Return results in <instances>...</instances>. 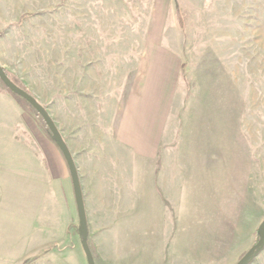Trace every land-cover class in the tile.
<instances>
[{
    "label": "rangeland",
    "instance_id": "1",
    "mask_svg": "<svg viewBox=\"0 0 264 264\" xmlns=\"http://www.w3.org/2000/svg\"><path fill=\"white\" fill-rule=\"evenodd\" d=\"M154 42L182 65L161 145L181 180L166 187L178 231L131 215L111 245L110 221L87 202L89 249L95 264H236L264 220V0H0V67L74 157L97 140L92 125L130 90ZM202 119L213 155L200 160L185 151ZM0 164V264H87L66 162L1 83ZM248 264H264V248Z\"/></svg>",
    "mask_w": 264,
    "mask_h": 264
},
{
    "label": "crops",
    "instance_id": "2",
    "mask_svg": "<svg viewBox=\"0 0 264 264\" xmlns=\"http://www.w3.org/2000/svg\"><path fill=\"white\" fill-rule=\"evenodd\" d=\"M178 57L177 53L162 49L155 42L149 43L130 90L103 114L101 123L92 125L97 140L84 139L85 146L77 152L78 157H74L70 146L65 143L77 168L88 236L91 233L87 202L91 204L92 217L97 213L99 216L96 217L110 221L108 235L111 245L118 241L114 236L122 235L121 229L129 226L127 221L131 215L141 220L167 219L172 225L168 226L170 234L178 229L175 228L176 222H172L177 221L173 203L176 190L166 191V187L171 182L172 188L176 189L181 180L179 177L172 180L169 176L171 171H167L165 153L161 148L181 74ZM206 123V119L193 122L190 142L194 145L186 149V155L200 160L208 155L212 157L213 151L210 153L203 142ZM2 167L0 164V169ZM177 194L178 203H181L182 194ZM165 245L160 251H165Z\"/></svg>",
    "mask_w": 264,
    "mask_h": 264
},
{
    "label": "water",
    "instance_id": "3",
    "mask_svg": "<svg viewBox=\"0 0 264 264\" xmlns=\"http://www.w3.org/2000/svg\"><path fill=\"white\" fill-rule=\"evenodd\" d=\"M0 80L9 91L21 97L37 112V114L42 118L43 122L45 123L50 133L52 134L53 140L58 150L61 152L70 174L71 183L74 192L77 216H78V226H79L78 228H79V233L81 235V246L86 258V262L87 264H95L87 242V236H88L87 219H86V213H85L83 196L81 192L77 168L75 166L73 157L67 145L65 144L59 130L55 126L53 120L47 113L46 109L42 107L36 101L35 98H33L25 91L17 87L14 83H12L1 67H0ZM258 234H259V239L257 243L236 264H248L254 252L256 251L257 253L264 248V220L258 228Z\"/></svg>",
    "mask_w": 264,
    "mask_h": 264
},
{
    "label": "trees",
    "instance_id": "4",
    "mask_svg": "<svg viewBox=\"0 0 264 264\" xmlns=\"http://www.w3.org/2000/svg\"><path fill=\"white\" fill-rule=\"evenodd\" d=\"M177 11H176V20H177V23H178V25H179V27H181L182 28V17L180 16V12H179V10L178 9H176ZM32 16V14H27V13H25V14H22L21 16H20V18H19V20L17 21V23L16 24H20L24 19H26V18H29V17H31ZM4 72H5V74L7 75V77L9 78V80L12 82V83H14L17 87H19L20 89H22L23 91H25L27 94H29V92L27 91V90H25V88L22 86V85H20L19 84V82L17 83L16 82V80L13 78V77H11V75L8 73V72H6L5 70H4ZM0 83L3 85V83L1 82V80H0ZM4 86V85H3ZM5 87V86H4ZM6 88V87H5ZM7 89V88H6ZM8 90V89H7ZM9 91V90H8ZM14 97H15V99L17 100V102L20 104V105H24V106H26L27 108H29L30 109V111L42 122V124H43V127H44V129H45V131H46V133L48 134V136L51 138V140L52 141H54L53 140V137H52V134L50 133V131H49V129L47 128V126L45 125V123L43 122V120H42V118L37 114V112L25 101V100H23L21 97H19L18 95H16V94H14L13 92H11V91H9ZM93 256V255H92ZM93 260H94V257H93Z\"/></svg>",
    "mask_w": 264,
    "mask_h": 264
},
{
    "label": "flooded vegetation",
    "instance_id": "5",
    "mask_svg": "<svg viewBox=\"0 0 264 264\" xmlns=\"http://www.w3.org/2000/svg\"><path fill=\"white\" fill-rule=\"evenodd\" d=\"M253 246H254V245H253ZM253 246H252V247H253ZM255 253H256V251L254 252V254H255ZM243 256H244V255H243ZM243 256H242V257H243ZM242 257H241V258H242Z\"/></svg>",
    "mask_w": 264,
    "mask_h": 264
}]
</instances>
